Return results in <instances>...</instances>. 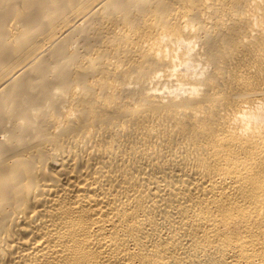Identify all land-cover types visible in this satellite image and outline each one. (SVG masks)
<instances>
[{
	"label": "bare ground",
	"instance_id": "6f19581e",
	"mask_svg": "<svg viewBox=\"0 0 264 264\" xmlns=\"http://www.w3.org/2000/svg\"><path fill=\"white\" fill-rule=\"evenodd\" d=\"M0 264H264V0H0Z\"/></svg>",
	"mask_w": 264,
	"mask_h": 264
}]
</instances>
